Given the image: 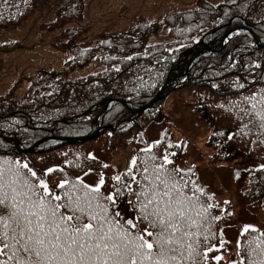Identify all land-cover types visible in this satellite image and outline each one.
Masks as SVG:
<instances>
[{
  "label": "trees",
  "instance_id": "16d2710c",
  "mask_svg": "<svg viewBox=\"0 0 264 264\" xmlns=\"http://www.w3.org/2000/svg\"><path fill=\"white\" fill-rule=\"evenodd\" d=\"M37 1L0 0V26L18 24L34 9ZM82 1L64 0L56 11V19L44 26L61 32L53 45L72 54L65 68L36 72L28 92L21 97L15 96L14 88L0 95V161L27 163L50 187L64 179L75 181L87 169L96 168L103 174L101 191L107 195L117 184L112 179L113 168L91 157L90 151L102 150L110 155L126 145L133 132L140 133L148 123L159 121L162 114L159 101L140 114L133 109L144 106L169 79L168 89L180 84L179 88L191 90L197 101L193 110L212 130L219 162L264 165V127L256 115L264 109V47L253 37L264 44V0L203 2L198 8L171 12L151 23L139 16L127 29L102 30L88 39L84 36L87 28L66 26L81 19ZM162 28L169 30L171 40L148 44L149 36ZM230 30L233 31L224 47L197 56L186 78V66L192 54L204 45L214 46ZM88 63L105 68L77 79L69 78L72 70ZM248 85H260L261 94L256 93L253 99ZM98 127L96 136L82 142L52 139L54 136H89ZM43 138L50 139L32 152H19L16 148V141L21 148H28ZM153 150L152 154L164 155L161 144ZM142 152L137 155V165ZM48 169L54 171L49 173ZM138 172L139 166L133 169V173ZM253 173L261 176L264 168ZM183 175L193 180V173ZM125 179L122 176V181ZM131 187L139 190L135 183ZM254 187H250L248 194L264 210V188L255 190L253 195ZM123 192L116 204H127L133 218L138 207L136 195L129 194L127 189ZM200 199L212 204L205 195ZM223 220L217 207L209 210L205 227L210 223L211 228L205 233L209 236L207 240L201 237L202 250L203 246L218 245ZM140 227L146 225L140 222ZM248 234L255 235L254 232ZM244 249H247L246 241L239 260L241 255L246 259ZM217 253L214 249L208 252L205 264H214Z\"/></svg>",
  "mask_w": 264,
  "mask_h": 264
},
{
  "label": "snow or ice",
  "instance_id": "6c2138e0",
  "mask_svg": "<svg viewBox=\"0 0 264 264\" xmlns=\"http://www.w3.org/2000/svg\"><path fill=\"white\" fill-rule=\"evenodd\" d=\"M256 115L264 127V109ZM143 151L140 172L133 173V157L126 173L112 177L117 184L107 195L102 176L95 185L77 177L50 187L27 163L0 161V264H205L214 246L202 250L201 237L209 238L211 225H205L216 205L201 201L204 189L186 179L167 152ZM123 189L136 195L138 207L122 222L115 205ZM250 229L257 235L246 241L247 257L234 264H264V232L246 225L241 236Z\"/></svg>",
  "mask_w": 264,
  "mask_h": 264
},
{
  "label": "rangeland",
  "instance_id": "374dc122",
  "mask_svg": "<svg viewBox=\"0 0 264 264\" xmlns=\"http://www.w3.org/2000/svg\"><path fill=\"white\" fill-rule=\"evenodd\" d=\"M197 0H84L89 14H84L83 20L89 23L90 31L87 38H92L101 30L103 24L110 16L115 20L116 28L128 27L134 19L142 15L153 21L160 19L167 12L192 9ZM215 3L220 0H213ZM63 0H40L33 14L24 19L21 24L10 27H0V94L9 91L16 82H20L17 93H24L29 85V80L24 76L32 75L37 69L60 68L66 60L71 58L70 52L57 50L50 45V41L57 33L40 28L45 22L55 19L56 9L62 5ZM155 42L169 41L166 30L155 37ZM154 41V40H153ZM14 44V50L2 51L5 45ZM100 70L94 65H88L82 71H74L76 75H85ZM71 78H74L71 75ZM163 109L166 112L168 123L156 125L150 123L143 135H133L125 149L116 151L113 155L105 156L102 152H93V156L106 160L112 164L114 175L128 170L134 155V147L137 144L152 143L165 139L167 143L180 142L186 150L185 161L180 163L183 172L194 166L200 169L195 177L197 185L204 191L212 190L217 194V201L229 202L231 209L220 207L224 211L225 218L222 221L219 234L220 242L217 245L221 264H234L243 250V244L251 236L241 232L246 225H252L259 231L264 232V210L257 203L248 200L245 188H250L252 180L235 183L232 166H220L216 160L210 157V151L205 146L208 130L194 121L195 116L191 113L186 102V95L173 92L164 99ZM173 127L172 136L164 134V131ZM163 133V134H162ZM141 139V140H140ZM134 140H139L132 143ZM111 162V163H109ZM141 165V163H140ZM139 165V172H140ZM138 172V173H139ZM86 184L95 185L101 179L99 171L91 170L81 177ZM139 179V177H138ZM214 196V194H210ZM223 206L225 203L222 204ZM115 207L120 212V218L132 219L124 203L118 202ZM223 215L222 212H220ZM250 232H253L249 231ZM242 246L238 247L237 242ZM247 257V249H244Z\"/></svg>",
  "mask_w": 264,
  "mask_h": 264
},
{
  "label": "water",
  "instance_id": "95a60500",
  "mask_svg": "<svg viewBox=\"0 0 264 264\" xmlns=\"http://www.w3.org/2000/svg\"><path fill=\"white\" fill-rule=\"evenodd\" d=\"M204 49H206V48H204ZM201 51H202V50H199L198 52H196V53L193 55V57L196 56L197 54H199ZM193 57H192V58H193ZM192 58L190 59V61L192 60ZM190 61H189V62H190Z\"/></svg>",
  "mask_w": 264,
  "mask_h": 264
}]
</instances>
